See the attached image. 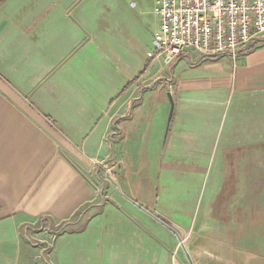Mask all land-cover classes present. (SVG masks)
I'll return each instance as SVG.
<instances>
[{
	"label": "crops",
	"instance_id": "1",
	"mask_svg": "<svg viewBox=\"0 0 264 264\" xmlns=\"http://www.w3.org/2000/svg\"><path fill=\"white\" fill-rule=\"evenodd\" d=\"M155 1L0 0V264H264V41L235 64L148 58ZM144 154L168 163L163 235L155 210L112 201Z\"/></svg>",
	"mask_w": 264,
	"mask_h": 264
},
{
	"label": "built area",
	"instance_id": "2",
	"mask_svg": "<svg viewBox=\"0 0 264 264\" xmlns=\"http://www.w3.org/2000/svg\"><path fill=\"white\" fill-rule=\"evenodd\" d=\"M153 12L159 28L147 56L166 64L188 51L235 64L264 41V0H156Z\"/></svg>",
	"mask_w": 264,
	"mask_h": 264
},
{
	"label": "rangeland",
	"instance_id": "3",
	"mask_svg": "<svg viewBox=\"0 0 264 264\" xmlns=\"http://www.w3.org/2000/svg\"><path fill=\"white\" fill-rule=\"evenodd\" d=\"M152 51L153 49L151 48L150 52ZM129 84H131V82ZM163 92H164V88L159 86V87H156L152 93L153 101L155 102V99H156V102H157L156 105L158 106H160V103H159V98L157 97V95L158 93L160 94ZM156 105L153 106V104L149 102L145 104L146 112L149 114L148 121L150 120V118L153 120L156 114ZM165 136L166 134L164 133V136L162 138V144H165ZM142 158L143 159L141 161L138 176L127 175L124 178L123 183L120 184V186H118L119 181L116 178L115 188H117L118 193L115 196V199L112 201L115 203H124L126 201L130 202L131 200L132 201L134 200L146 206L148 210H151V209L155 210V212H157L164 219L158 217L159 220H161L162 225L155 223L156 226L154 227V229L156 230L158 228L161 234L163 235L164 233L167 232L168 229L172 230V227L169 226V224L165 221V219L168 221L170 214L175 215V211H173L172 209V205L174 203L172 200H170L171 189H170L168 179L166 177H164L165 178L164 179L160 176L161 172L167 168L168 163L163 154L160 157H158L154 162L152 158L150 156H146V154H144ZM209 164H212V162L210 161ZM114 165L115 167L113 168L109 167L107 169L108 172L106 175L114 176V171L116 170L118 163L115 161ZM97 172L99 176L102 177V179L100 178L101 182L98 181V186H100V183H101V186L105 188V192L108 191L107 187L109 185L108 182L110 181L109 177H104V171L99 168ZM206 189H207V184H206L205 190L203 191V194H201V196L198 198L199 200H197V202L195 203L194 205L195 208L193 210L187 209V211H184L185 213H187L186 216L180 217L183 224H185L189 220L187 218H193L191 221L194 222L196 220V217L199 216V214L201 213L200 209L203 204V202L201 204V200L202 198L206 197V192H205ZM173 191H174L173 192V196H174V193H176L177 189L173 188ZM103 194L104 193H102V195ZM97 196L99 197V194H97ZM180 196L182 197L181 200H183V202L180 203L182 207L188 208L190 205L194 204L192 202L193 199L189 193L186 196H184L183 194H180ZM173 235L176 237V239H178L179 237L178 234L173 233ZM184 242L185 241L183 240V241H179L178 243L179 252L183 254L185 253L184 252L185 250ZM165 244L166 243H164L163 241L160 242L161 246ZM261 245L263 246L262 248L264 249V243H262ZM166 246H167L166 249H168V244H166ZM39 255L40 256L38 258L42 264H51L47 261L48 257L44 253H40Z\"/></svg>",
	"mask_w": 264,
	"mask_h": 264
},
{
	"label": "trees",
	"instance_id": "4",
	"mask_svg": "<svg viewBox=\"0 0 264 264\" xmlns=\"http://www.w3.org/2000/svg\"><path fill=\"white\" fill-rule=\"evenodd\" d=\"M230 181H232V179H230ZM228 184V182L226 183V185ZM225 189H226V187H225V185L222 187V190H221V192L218 194V196H217V200H216V206L219 204V201H220V199H222V198H224V196H225V194H224V192H225ZM232 189H233V187H232ZM231 193V192H230ZM134 203L135 204H137L140 208H144L142 205H140V204H138L137 202H135L134 201ZM156 218V220L157 221H161V220H159V218L158 217H155Z\"/></svg>",
	"mask_w": 264,
	"mask_h": 264
},
{
	"label": "water",
	"instance_id": "5",
	"mask_svg": "<svg viewBox=\"0 0 264 264\" xmlns=\"http://www.w3.org/2000/svg\"><path fill=\"white\" fill-rule=\"evenodd\" d=\"M168 98H169V102H170V110H169V114H168V118H167V125L169 124V121L171 119L172 116V112H173V102H172V97L170 94H168ZM188 256V255H187ZM187 259L189 260V258L187 257ZM190 261V260H189Z\"/></svg>",
	"mask_w": 264,
	"mask_h": 264
}]
</instances>
